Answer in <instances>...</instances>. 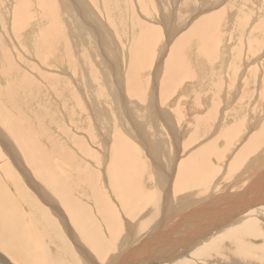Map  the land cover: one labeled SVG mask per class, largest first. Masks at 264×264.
Here are the masks:
<instances>
[{
  "label": "rangeland",
  "instance_id": "rangeland-1",
  "mask_svg": "<svg viewBox=\"0 0 264 264\" xmlns=\"http://www.w3.org/2000/svg\"><path fill=\"white\" fill-rule=\"evenodd\" d=\"M53 1L51 2V4L53 6L55 5L54 8H53V6H49L48 3H44V1H42V0H30L29 5H26V7H25L26 10L21 9V10H25L26 12L22 11V14L19 15V10L17 11V15H19L20 18L22 17V19L18 18V20L14 15V13H15L14 11H15L16 7L13 6L12 7V12H13L12 19H9L11 17V14L9 12L7 13V16H9L8 20L12 21V23L10 24L6 21L5 14L7 12V9H9L12 5L11 1L0 0V70L4 71V72L0 71V78H1L0 84L2 83L0 85V89H2V90H0V91L1 92L4 91L2 94L0 92V97H2V98H0V103L2 102L6 106H10V107L12 106L13 107V108L12 107L11 108L13 110H15V112L10 113V114H11V117H13L15 119V121H17V122H15L14 119L9 120L8 116L6 117V120H4V119L2 120L0 118V189H1L0 192L2 194H4V195H0V264H50V263L51 264H95L96 262H98V264H109V263L114 264L115 261H117L118 259L113 260L115 258V255L110 250H108V246L104 247L103 245L100 244L99 246L96 247L98 251L99 250L104 251L105 248L107 249L105 254L108 253L109 255L107 256L106 260H103L102 258L97 256L98 254H96L95 248H92L90 250L87 248L86 250H83L82 253H77V251H79V249H77L78 245H76V244L73 245L74 242H76V240L79 238L78 239L79 245L81 247H83L82 239H80L81 237H80L79 233L77 232L75 225L73 224L75 222V220L81 221V220H85V219L87 220L90 218L92 221V218H95V219L98 218L97 213H96L97 208L93 207V205H92L93 202L96 203V201L99 199V200H101L102 204L105 205L104 208L107 211H109L108 213L110 215L111 214H121L122 215V216L119 215L120 219H121L120 220L121 224H119V225H121V228L114 229V231H116L117 233H120L119 235L121 237V238L117 237L118 238L117 241L113 237L114 238L113 241H116L115 245L123 244L122 241H125L124 237L125 236L128 237V234H127L128 230L131 233L133 232L132 244H135V243L137 244V243L144 242L146 240L145 238H147L146 236L150 233V231L156 225L158 215H156V212L153 214L150 211H151V207H153V204L154 203L157 204V196L158 195H161V200H162L163 191H162V188L159 186H163L166 183L168 184V186L166 185V187H168V191H169L170 196L169 195L168 196L164 195V196L166 197L165 202L168 201L169 199L170 200L168 202L164 203L165 207L168 203H174L175 200L179 198V200H176V202L173 204V207L175 209L183 211L186 209V207L187 208H189L190 206L192 207L193 203L195 205V202L200 204L201 202L198 200L202 197H203V199L206 197L205 201H207V199H208V201L210 200V202L208 204L212 205V207H213L212 209H214V207L217 206V204H220L221 207H226V205L228 203L227 204L225 203L226 202L225 199L232 197V196H238L237 194L236 195H233V194L236 193L237 191L241 192L240 187L242 186V188H244L246 186V183L247 184L249 182L251 183V181H253V180L250 181L251 177L255 178L257 176V174L260 173V171H262L261 169H256L255 167L261 168V165L259 164L260 162H258L259 159H261V158H259L258 156H260L262 154V159L264 160V148H263L264 143L263 144L260 143V141L261 142L264 141L263 140L264 136L262 138H260V140L258 139V141L257 140L255 141L256 143L258 142L261 144V146H259V148L257 147L258 149L261 148V150H259L258 153L255 152V150L257 149V148H255V150H253L254 151L253 154H252V150H250V152L248 151V152H245V154L243 153V155H239L240 160H238L237 164L234 167H232V166L230 167V165H228V163L230 164V162H231L232 158L235 156L236 152L238 153L239 151H241V148L248 143L247 140L249 138L248 137L249 135H245V134H247L248 131L253 132L254 131L253 128H255L257 130V128L259 126L258 122L264 116V115H261V114H263V112H261V111L264 108V24H263L264 23V0H259L260 1L259 4L255 0H251L248 3H246V2L243 3L242 0H217L218 4H216V6H215L216 8L214 7L215 9H217V8L219 9L222 6L221 10H223V9H224V11L228 10L229 12H231V14H234V15H235V10H236V16L237 17H236V22L234 25L236 30H235V28L233 30L231 28L229 30V33H228L229 35H223V39H222V34L224 33V29H225V25H226V23L223 21V16H222L219 19V26L221 27L222 30L219 31L218 30L219 27L217 25L218 28L216 27L217 29H215L213 31V33L208 34V36H212L213 43L217 47V49L215 48V46H212V48L215 51H217L218 53L219 52L223 53L225 51V47H224L225 40H226V43H233V45L231 46V48H232L231 60L233 59V55L236 58L234 60H232L231 63L236 64L237 70H235L236 68H234V70L230 71L229 67H227V65H224V63H227V60L229 57H227V56L222 57L221 56L222 54L219 53V54H221L219 56V58L213 57L212 60L213 61L215 59L216 60H215V62H211V60H208L206 57V51L205 52L204 51L198 52L197 48L193 47L191 49L190 53H192V51L196 52V55H195L196 61H194V63L200 69L203 70V72L200 70H197L195 75L200 80L202 79L203 76L206 77L208 83L206 84V87H203L204 83L201 82V86L198 87V90L197 89L192 90V92H194V93L186 92L187 93L186 97H185L184 93H182V92L180 93V91H183L181 89V87L188 80L190 81V83L191 82L193 83V81L195 79L194 78L188 79V77H186L182 73H175L172 76H170L171 72L168 70V68L166 69L165 63L166 62L168 63V60L171 56L170 53H172V51H173L175 56L183 55L182 54L183 51H179V49H181V48L179 47V43H177V41H178L177 39H178L179 35L188 31L189 27L191 25H193V23L200 16H202V14L203 15L212 14V12H209V11H213L214 8L211 9V7L210 8L208 7L209 4H207V2H210L209 0H186L187 2L185 1V3L187 5L184 4V6H182L183 0H173V1L171 0V1H169V3L167 0H162V2H161V0H153L154 1L153 5H151V3H153V1L143 0V4L145 5V9L147 10V8H148L150 13L152 14L151 17L149 15H146L147 17H145V18L147 19V21L144 18L145 22H144V20L142 21V18H143L142 14H141L142 8L140 7L139 8L140 11H139L138 7L136 6L137 5L136 2L139 5L138 0H132L133 4L131 3V0L130 1L127 0L128 2L126 0H124V3H123V0H118V3L120 5L121 4L123 5V6L119 5L118 12L120 14V17L118 15V12L114 13L115 16H114V14L111 15L112 16L111 19H113L115 17L116 18L118 17V19H119L118 21L116 20L117 22L115 23L116 27L118 28L117 34L114 33V30H112L113 28H112L111 24L109 22H107L105 19H103L104 14L102 12L103 11L102 7L100 8V11H98L99 13L98 12L97 13H98V15L102 14L100 17L103 20H105L104 21L105 27H106V28H104L105 31H103L102 25L99 24L100 28H99V26H97L98 22H94L95 21L94 18L90 19L88 17L84 7L82 6L83 0H62V1L61 0H53ZM85 1L88 4L92 3V0H85ZM107 1H110V2L107 3ZM163 1H165V2L167 1L166 2L167 4ZM188 2L190 3L189 5H188ZM41 3L45 4V5L41 6ZM95 3H93V4H95ZM254 3H255V5H254ZM36 4H39L40 6H38ZM93 4H91L92 7H94ZM108 4H111V0H105V2L103 3V6L108 7L109 6ZM197 4L201 5V6H198V9H197ZM134 6H135V9H133ZM152 6H154V7L152 8ZM206 6L208 9L206 8ZM121 7H124V8H121ZM136 7H137V9H136ZM168 7H169V9H168ZM30 8H32V9H30ZM37 9H39V11ZM123 9H124L125 13L123 12L124 14H122L123 15L122 16L121 13H122ZM153 9H155V12H156L155 14L152 13ZM191 9H192V11H191ZM34 10H36L37 12ZM197 10H199V12H200L199 14H198ZM161 11H163V12L161 13ZM166 11H168L169 17H167ZM201 11H202V13H201ZM50 12H52V13H50ZM69 12H70V14H69ZM192 12H195V13H192ZM73 13H74V15H73ZM139 13L141 16H139ZM223 13L224 12L222 11V15H223ZM163 14H165V15H163ZM51 15H53L54 18ZM77 15H79V17ZM155 15L157 17H155ZM174 15H175V17H174ZM189 15H190V18H189ZM196 15H198V16H196ZM73 16L75 19H73ZM82 16H84L85 18L87 17V19H89V24L91 22H93L94 26H95V24L97 23L96 24L97 29H99V30L102 29L100 31L98 30V34L100 33L101 35L99 34L97 37L95 32H93V31H95L94 27L89 28L87 25L85 26V24L82 21V19H83ZM67 17H68V19H66ZM134 17H136L138 20H139V18L141 19V20H139V22H137L138 23L137 25H136V23H134L135 22ZM148 17L150 19H148ZM35 18L38 20V23H34L36 20ZM39 18H41V19H39ZM78 18H80V19H78ZM155 18L160 19L158 22V24L160 26H158V24H156L157 22L155 21ZM168 18H169V20L166 21ZM237 18L240 20H237ZM23 19H25V20H23ZM162 19L163 20L166 19V20L161 21ZM251 19H252L253 23H251ZM20 20H22V22ZM75 20H77V24H79L81 29L79 28V26L77 24H75V22H76ZM122 20H123V22H122ZM132 21H133V23H132ZM225 21H226V18H225ZM239 21L240 22L243 21L242 24ZM258 21H259V23H258ZM30 22H32V23H30ZM118 22L120 23V25H118L119 24ZM147 22H149V23H147ZM164 22H166V23H164ZM185 23H186V25H185ZM249 23H250V25H248ZM9 24H10V26H9ZM27 24H29V25H27ZM55 24L57 26H55ZM139 24H144L147 26L149 25L150 27H152L150 25V24H152L153 26L158 27L160 29L161 33L158 31H157V33H155L156 38L153 37L154 39L152 41H154V42H151V44L143 43L142 41L139 43H136L137 38H135V37H138V35L141 33L140 31L142 30L141 26L137 27ZM161 24H162V26H161ZM229 24H231V23H229ZM229 24H227V26ZM239 24H240V26H239ZM34 25H36V27ZM131 26H134L135 28H133ZM107 27H109V28H107ZM156 27H153V28H156ZM160 27H162V29ZM238 27L239 28L241 27L242 29L241 28L238 29ZM176 28H177V30H176ZM31 29H33L32 32H31ZM245 29H247L246 32L247 31H248V33L251 32V34H247V37L250 38V40H251L249 43H251L253 45V50H252L253 53H251L252 51L248 52V55L246 53H245L246 55L243 54L246 50H248V48L246 49L247 45L244 42L246 39V36H245V34H243V32ZM216 30L218 31L217 33H216ZM47 31L50 32L49 35L47 34L48 33ZM83 31H85L86 33L82 34L81 32H83ZM108 31H111L114 34V36L109 37L110 32H108ZM173 31H175V32H173ZM234 31H235V33H233ZM51 32H52V34H51ZM155 32H156V30H155ZM170 33H172V34H170ZM105 34H106V36H105ZM158 34H160V35H158ZM230 34H231V36H230ZM102 35L105 36L107 39L105 37H104L105 39H103ZM121 35H122V37H121ZM101 36H102V38H101ZM99 38H100L101 44L98 42ZM111 38L113 39V42L110 43L109 40L112 41ZM134 40H135V42H134ZM242 40H244V41L242 42ZM260 40L262 41V44H259V43H261V42H259ZM44 41H48V42L44 43ZM49 41H51V42H49ZM136 45H137V47H136ZM163 45H165L164 46L165 50L163 49ZM175 45L177 46V49H176ZM110 47H111V49H110ZM52 48H58L56 51H54L55 54L51 53ZM132 49H133V51H132ZM169 49H172V50L169 51ZM161 50H163V51H161ZM113 51H114V53H113ZM129 52H131V53L129 54ZM262 52H263V54H261ZM232 53H234V54H232ZM66 55H67V57H65ZM251 55H253V56H251ZM41 56H43V58H45V60H43L44 63L47 62L51 65L50 66L49 64H46V66H48L49 68L53 67V70H55V71L50 72V71H48L47 68H45L44 65H42V59H41L42 57ZM68 56H70V57H68ZM119 57H120L121 62H119L120 60H118ZM166 57L167 58L169 57V58L167 59ZM254 57H256V58H254ZM149 58H151V60L149 61L150 63L148 62ZM160 58H162V59L160 60ZM165 58L167 60L164 61ZM60 60H62L63 62H66V63L68 62V66H70L69 62L75 61V64L73 65L75 68L72 67V70H70V73H69V71H68L67 75H64L62 73V76H64L63 79L65 80L64 84H63V82H62V84H63V86L65 85L64 88L67 89V92L64 90L65 93H64L63 89L61 91H58L57 87L55 88V85L53 87L51 84V83H54L53 82L54 78L51 76V73L53 75V73H55V74L57 73L56 70H58V71L62 70V69H60L62 67L59 66ZM184 60H185V65H187V63L192 65V66L194 65L190 59V56H188V54H184ZM244 60L246 61L245 66L242 65ZM181 61H183V60H181ZM241 61H242V63H241ZM122 62H123V64H122ZM139 62H141L143 64H140ZM147 63H149V64H147ZM160 63L162 66L160 65ZM214 63L219 64V68H220L219 72H218V68H217L218 66L214 65ZM100 64H101V66H100ZM64 65H65V63H64ZM103 65H105V66H103ZM223 65H224V68L222 67ZM102 66H103V69H102ZM129 66H134L133 67V68H135V70H133L134 73H133V71L131 72V69L129 68ZM163 66H165V67H163ZM187 66H189V65H187ZM54 67L56 69H54ZM63 67H66V66H63ZM94 67H95V70H93ZM115 67H117V68H115ZM156 67H157V69H156ZM118 68H120V71L122 72L121 76H120V71L118 73L116 70ZM127 69H130L131 75H129L127 73ZM102 70H103V72H102ZM122 70L124 71V75L127 73L129 75V77L130 76H132V77L126 78L127 75L122 76L123 75ZM239 70H243V71L240 72ZM72 71H73V73H72ZM109 71L112 73L110 75L111 76L113 75L111 78L112 80L110 79L111 76L109 75V73H110ZM181 72H184V71H181ZM4 73H5V76L2 77V75H4ZM59 73H60V71H59ZM78 74H79V76H78ZM104 74H105V76H104ZM116 74L119 75L121 78L118 76L116 78V76H115ZM177 74H179V75H177ZM70 76H72V79L74 78L72 83H71V81H69L71 79ZM5 77H7V80ZM245 77H247V79H244ZM27 78H29V79L27 80ZM49 78H50V80H49ZM103 78L108 79V80L106 81ZM118 78H120V80L123 78L122 79L123 81L121 82ZM148 78H149L150 82L148 81ZM183 78H185V80ZM231 78H233V81H231ZM128 79L129 80L133 79L132 80L133 82L135 80V83L136 84L138 83V85L141 86L140 91H142V93H144L146 95L145 99H143L144 94L142 95V97L129 95L130 92H128L126 90V87H125L126 86L125 82H128ZM154 79H155V81H154ZM182 79H183V83H182ZM47 80L51 81V83L49 84V82ZM170 80L173 82V84ZM98 81H100V82H98ZM110 81H111V83H110ZM169 81L171 83H169ZM65 82L67 85L65 84ZM107 83H108V85L106 86L105 84H107ZM116 83H118V84H116ZM150 83H152V85ZM190 83H188L187 85H190ZM168 84H170V85H168ZM176 84H178V85H176ZM173 85H175V86H173ZM118 86H120L121 88H118ZM3 87H4V89H3ZM236 87H239V88L244 87V88H242V90H244V91L241 95H237ZM149 88H150V90L153 91L154 97L156 99L152 100L153 94H151V93L150 94H151L152 98L151 99L149 98L150 97ZM213 88H214L215 92L212 91ZM118 89L120 92L118 91ZM209 89H211V91ZM59 90H60V88H59ZM216 90H217V92H216ZM117 91L119 92V94H117V93L115 94V92H117ZM144 91H146V93ZM59 92H61V97H58ZM62 92H63V94H62ZM126 93L128 94V96L132 97L131 98L132 100L130 99V97H126L127 96ZM202 93H204V94H202ZM207 93L209 95H211V97L209 98V99H212V100H210V102L212 101L211 103L209 102L208 104L203 105L201 108V111H199V110L194 111V109H190V105L191 106L196 105V106L200 107V105H202V102H203L202 99L205 95H207ZM55 94H56V96H55ZM26 96H28V98ZM120 96H123V97H120ZM124 97H126V98H124ZM140 98H142V99H140ZM233 98H234V100H233ZM114 99H115V101H114ZM239 100H243V101L239 102L240 105L237 103ZM7 101L9 103H7ZM17 101L20 102V104ZM67 101H70V102H67ZM116 101L117 102L121 101V102H120V104L118 103L119 105H117ZM136 101H138V102H136ZM147 101L150 103H148ZM65 102H66V104H65ZM132 102H134L136 104H134ZM164 102L167 104L169 103V104L167 105ZM186 102H188L189 104ZM146 103H148L150 106H148ZM153 103H155V104H153ZM212 103H215V105H213ZM234 103H236V104H234ZM157 104H158V106H157ZM211 104H212V107H209ZM243 104H245V106L247 108H245L243 106ZM246 104H248V106ZM4 105L3 106L0 105V106L2 107V109L4 111L6 110V111L10 112L8 109L9 107H6ZM93 105L95 107H97L99 109H103L105 111V112L102 111L103 112V113L101 112L102 114L98 112L100 118H98V114L95 113L96 111H95ZM120 105H121L122 109H121ZM133 105L135 106L134 108H136V107H138V108H136V109L132 108ZM144 105L146 107L147 106L149 107L150 112L152 109L158 108V107L159 108H168V110L171 109V112H173L177 109V111H175V112H178V114H175V115H176V117H179L178 119H180V120H178V122L173 121L172 122V124L174 125L173 126V125H171V123H169V121L167 119H165V118L161 119L160 117L158 118V116H157L158 112L156 109H155L156 111L152 110L151 113L153 115V112H155L154 113V114H156L155 118L156 119L158 118V120H155V118L152 120H149L146 116L147 113H145L148 110ZM103 106L107 107V108L104 107L106 110L103 108ZM112 106H114L115 109H117V111L114 110V108ZM205 106H206V108H205ZM26 107L30 111L27 110ZM90 107L91 108L93 107L94 111H92L90 109ZM118 107L120 110L118 109ZM255 107H257V109L259 110V112H261V114H259L258 111L255 110L256 109ZM233 108L235 109V111L233 110ZM251 108H254V109L251 110ZM108 109H109V111H108ZM132 109L137 110L140 113H138L137 111L134 112ZM139 109H141L143 111H141V110L139 111ZM145 109H146V111H145ZM209 110H211L210 111L211 116H214L211 118V119H213L212 120L213 122L215 121L212 125H211L212 121H210V120L207 121V119H209L211 116L205 120H201V119H203L201 117L204 116V114ZM231 110H233V111H231ZM26 111L28 112L27 116H26L27 113H25ZM114 111H115V113H117V114L119 113V114L118 115L114 114ZM29 112H31V114ZM120 112H122V113H120ZM133 112H134V114H133ZM186 112H188V113H186ZM194 112H196V113H194ZM224 112H228L229 114L226 115L227 118H225L224 124L221 126V128L223 130L224 129L227 130V128L229 129L230 127H232V124L236 125V127H238V128L234 131L231 130L232 128H230L229 129L230 131H228V132H226V130H224V131L220 130V131L215 132L214 129H215L216 121L218 118H220V119L223 118L222 115L224 114ZM247 112H249V113H247ZM21 113L23 115L24 114L25 115L23 116ZM94 113H95V115H94ZM136 113H138L139 117ZM251 114L252 115L259 114V115L256 116L252 120V121L255 120L256 123L252 124V123H250V120H248L250 126L247 127V125H246V127L248 128V129H246V127H244L245 124L248 122L247 121L248 118L246 115H251ZM105 115H106V117H105ZM142 115H145L147 119L145 118V116H142ZM175 115H174V117H175ZM240 116H241V118H240ZM26 117H31V118L29 120ZM91 117H93V118H91ZM96 117L98 119H101V120H98L99 122L96 121L97 120ZM121 117H122L121 123L123 121L125 124L124 123L119 124L118 119H120ZM142 117H144V118H142ZM108 118H109V120L112 119L113 121L112 120H111L112 122H110L109 120L106 121V119H108ZM140 118L142 119L141 121L143 124L141 123V121H139ZM242 120H243V122H242ZM126 121H128L130 124ZM20 122L22 125L20 124ZM96 122H98V123H96ZM160 122L162 125L161 127L159 126ZM221 122H222V120H221ZM221 122H219V123H221ZM8 123H9V125H8ZM34 123H36V124H34ZM155 123H159V124H157L159 127L156 126ZM195 123H197V124H195ZM198 123H199V125H198ZM202 124H203V126H202ZM114 125L117 127H115ZM130 125H133V127L132 126L129 127L130 129H133V131H134L133 134H132V130H129V131H131L130 133L127 130V129H129L128 126H130ZM147 125H148V128H146ZM168 125H170V126L168 127ZM181 125H184V127ZM237 125H240L241 127H244V128L241 129V127L237 126ZM35 126H36V129H39V130L35 131ZM100 126L102 129L100 128ZM165 126H167V127H165ZM135 127H136V129H135ZM155 127H156V130L154 129ZM180 127H181V129H180ZM20 128H22V129H20ZM25 128H26V130H25ZM157 128H158V130H157ZM171 128H172V130H171ZM198 128H199V130H198ZM11 129H13V130L11 131ZM120 129H122L123 131L121 130L122 131L121 132ZM168 129H169V131H168ZM251 129H253V131ZM104 130H108V131H105V134H107L108 132L109 133L112 132V134H110V136H108L109 138L111 136H116V138L120 142H123L125 140H126V142L128 141L125 144L126 147L128 146V148H125L123 151H120L119 154L115 153L113 156L112 155L113 151H112V146H111L112 141H111V138L108 139V137H107V141H108L107 143H108L109 147L106 150H104L101 147V141L99 138L105 139V136H104V134H101L100 137L98 136V134L100 132L102 133V131H104ZM111 130H113V131H111ZM141 130L144 131L143 134H142L143 131H141ZM216 130H217V128H216ZM13 131H15V132H13ZM167 131L169 132V136H167L168 135ZM31 132L34 135L31 134ZM38 132H39V134H38ZM126 133H128L130 135H128ZM147 133H148V136H147ZM179 133H182V134H179ZM215 133H217V135ZM234 133H236V134H234ZM82 134H84V136ZM214 134L216 135V137L217 136H219V137L217 138L216 142L214 140L211 143V146L213 147L212 148L213 151L212 152L205 151V153H204L203 152L204 149H206V147L207 148L209 147V146H206V143L209 144L211 142L209 140V138L211 137L210 135H214ZM2 135H4V137ZM29 135L30 136L32 135L31 136L32 138ZM39 135H41V136H39ZM143 135H145V136L143 137ZM206 135L209 137H206ZM230 135H232V136H230ZM241 135L242 136L245 135L248 138L242 137ZM16 136H20L19 142L16 139ZM77 136H78V138H77ZM40 137H41V139H40ZM122 137H123V139H122ZM148 137H150V138H148ZM65 138L67 141H68V139L69 140L73 139L72 144L74 147L68 145L66 143ZM85 138H86V140H85ZM126 138H129V140ZM34 139H36L38 141L36 142V140H34ZM52 139H53V141H52ZM132 139H134V140H132ZM159 139L161 142L159 141ZM165 139H166V141H165ZM4 140L6 141V143ZM24 140L27 143V146H26V143H25V145H23ZM28 140H30V141H28ZM173 140L176 141V143ZM180 140H184V141L181 142ZM27 141L29 143H31L30 146H29V143ZM79 141H82L83 143L79 142ZM137 141L139 143L141 141L142 145H141V143L138 144ZM185 141H186V143H184ZM34 142H36L37 144ZM130 142H131V145H129ZM167 142H169V143H167ZM171 142L172 143L174 142V143L172 144ZM245 142H247V143H245ZM255 142L252 141L251 143H255ZM7 143H9V146ZM79 143L81 146L77 145ZM147 143H149L150 145ZM151 143L154 144V147H157V146L160 147L161 150H160L159 155L157 154V152H155L154 148L151 147L152 146ZM165 143L167 146L165 145ZM170 143L172 144V146L170 145ZM215 143H217V144L215 145ZM178 144L180 145V147L178 146ZM182 145H183V148H182ZM187 145H189V146H187ZM33 146H34V148H33ZM38 146L42 147V149H43L42 154L46 158V159H44L45 161L43 164H46L48 161L47 166L43 170V172L40 171L41 169L37 170V168H36L38 165V162H37V159H38L37 148H38ZM176 146H177L178 151H175ZM185 146H187L186 147L187 150L185 149ZM11 147H12V150H10ZM148 147H149V149H148ZM166 147H168L169 150L166 149ZM171 147L175 148V150L173 148L171 149ZM13 148L15 150H13ZM164 148H165V150H164ZM170 149H171V151H170ZM167 150L169 151L168 154H167ZM189 150L194 151V157H195V158H193V157L190 158L194 161V162H190V164L199 165L198 171H197L198 174L195 178L200 177L199 178L200 181L198 179L196 180V182L189 181L188 179L183 177L184 176L183 174H180L182 171L181 164L183 165V163H185L186 160H188V155L190 156L193 153V152L192 153L188 152ZM13 151H14V153H13ZM153 151H154V153H153ZM199 151L201 153V157L196 158V153H199ZM47 152H50V153H47ZM171 152L174 155L171 154ZM177 152L180 154L178 155ZM181 152L182 153L184 152V154H182ZM16 153H17V155L15 156ZM122 153H124L126 156L123 155ZM169 153H170V155H169ZM175 154H177L178 156ZM206 154H209V156L204 157V155H206ZM216 154H218V155H216ZM57 155L59 157H56ZM103 155H106V156H103ZM145 155H146V157H145ZM211 155H212V157H211ZM247 155H249V156H247ZM17 156L18 157L20 156L21 159L20 158L18 159ZM153 156L155 157V159ZM214 156H216V157H214ZM63 157H65L67 159H65ZM115 157H121V160L120 159L118 160L119 163L118 162H114V163L112 162L111 159H113V161H115ZM122 157L125 158L126 160L122 159ZM217 157H219V158L217 159ZM14 158L16 161L13 162L12 159H14ZM104 158H106V159H104ZM147 158H149V159H147ZM50 159H51V161H49ZM54 159H56L57 161ZM170 159H173V160L171 162H169ZM198 159H200V160H198ZM242 159H246V160L241 162ZM255 159L257 161H255ZM177 160H178V162H177ZM6 161H8L10 163V166L12 165L11 166L12 168L5 164V163H7ZM53 161H54V163H53ZM59 161H61V162H59ZM65 161H67L66 166L64 164ZM200 161H202V162L200 163ZM205 161H207V163H210L212 170H210V169L202 170L201 169V167L203 168L202 165H203V162L205 163ZM15 162H16V164H15ZM3 163L9 168H6ZM155 163H156V165H155ZM171 163H173L174 165L173 164L171 165ZM256 163H258V164L256 165ZM190 164H187V165L190 166ZM68 165H69V167H67ZM150 165H153V166H150ZM239 165H240V168L242 169V172L243 171L244 172L243 173L241 172V173L236 175L234 173H236V169H238L237 167ZM252 165H254V168ZM258 165H260V166H258ZM59 166H61V167H59ZM263 166H264V164L262 165V167ZM153 167L155 168V170ZM163 167H165L167 169H165ZM177 167H179V168L177 169ZM243 167H244V169H243ZM206 168H207V166H206ZM156 170H158V171H156ZM176 170L177 171L179 170V172H177ZM250 170H254V171L251 172ZM163 171L167 172V173H164ZM169 172H170V175H169ZM254 172H255V174H254ZM166 174H167V176H166ZM30 175H32V176H30ZM58 175H61V177H62V179L59 183H57ZM234 175H236V176L234 177ZM175 176H177V177H175ZM32 178H33V180H32ZM178 178H180V179L184 178L186 181L184 179L179 180ZM243 179H245V180H243ZM120 180H121V182H120ZM159 180H162V182H164L165 184L161 185L159 183ZM180 181L181 182L185 181V182H183L184 183L183 184ZM118 183H120V184H118ZM158 184H159V186H158ZM208 184H209V186H208ZM239 184H241V185H239ZM188 185H190V186H188ZM200 187H202V189ZM220 188H222V189H220ZM58 189H60L59 192H58ZM183 189H184V191H183ZM190 189H192V190L190 191ZM165 190H167V188H165ZM202 190L205 192H203ZM221 190H222V192H221ZM249 190L251 191V189H249ZM121 192H122V194H121ZM171 192H173V193H171ZM200 192H202V193H200ZM102 193H103V195H102ZM118 193L121 196L120 200H118L116 198L118 196ZM125 193L126 194L128 193V194L126 195ZM213 193H215V195H213ZM229 193L231 196H228ZM172 194L174 197L172 196ZM209 194H212V195H210L211 199L209 197ZM29 195H31V196H29ZM41 195H43L45 201L40 199ZM69 195H72V197H74L72 209L67 205V202H66V199H68ZM247 195H250V194H247ZM65 196H67V198L63 199ZM88 196H90L93 200L91 201L90 199H88L89 198ZM100 196H102V197H100ZM124 196H125V198H124L125 200L122 198ZM7 197H8V199H7ZM126 198H128V199H126ZM129 199H131V203H130ZM182 199L184 200V202ZM25 200H26V203H25ZM34 200H36V201L33 202ZM123 200L126 202L125 204L127 205V206L125 205V207H123V204H121L122 207L120 206V203ZM127 200L129 202H127ZM193 201H195V202H193ZM30 203L31 204L33 203V204L31 205ZM35 203L38 204L36 209H35V206H36ZM89 203H91V204H89ZM108 203H110V205ZM28 204H29V208H28ZM57 204H59L60 207L66 206L68 208V212H70V214L74 216L73 217V223H72L71 217L69 215H66V213H67L66 210L64 208H60L59 205H57ZM106 204H108L109 206L108 205L106 206ZM22 205H23V207H22ZM33 205H35V206L33 207ZM52 205H53V208L55 207L54 208V212H55L54 216H56L57 219L60 218L59 222H60V225L62 227L61 228L62 230L60 229L59 233L61 235L59 233H56L57 231L55 230L54 217H53V213H52ZM182 205H184L183 206L184 209L181 207ZM30 206H32V207L30 208ZM176 206H177V208H176ZM25 207H26V209H25ZM56 207H59L61 212L60 211L58 212ZM111 208L116 213H114V211ZM123 209H126V211H123ZM32 211H34V212L32 213ZM129 213H132L130 215V217H129ZM173 213L172 214L170 213V217L173 215L176 216L175 215L176 213L175 212H173ZM28 215H29V217H28ZM31 215H33V216H31ZM166 217H168L167 214H166ZM248 217L249 216L247 215V213H243L241 216H239L236 219V221L238 224L241 223L239 225H242V224H245V220ZM77 218H79V219H77ZM82 218H85V219H82ZM169 218L166 219L169 223L170 222L175 223V221H174L175 219L173 217H171V218H173V221L171 218L170 219ZM262 218H263V216L261 217V219ZM69 219H71V221ZM128 219L132 221L131 224H128L129 223ZM258 219L259 218H257V220ZM25 220H26V223H25ZM43 220L45 223L43 222ZM126 222H127V225H126L127 228H124L125 227L124 224H126ZM24 223H25L26 228L25 227L23 228ZM143 223H144V225H143ZM55 224H56V226L59 225V224H57L56 221H55ZM99 225H100L103 232L102 231H101V233L99 232L98 236L101 237V235L103 234L104 236H102V237L105 238V234L108 231L103 230L104 227H103L101 220H99ZM128 226H130V228H128ZM261 226H262V229L264 230V221H263V225H261ZM43 227L46 228L47 231H45ZM231 227H233V226H228V227H225L224 229L230 230ZM209 228H210V226L207 229H209ZM64 229H66V230L64 231ZM42 230L44 232H42ZM48 230L51 231L52 235L50 234V232ZM72 230H73V233L75 235L74 241H72L73 237L70 236L71 235L70 233L72 232ZM36 231H38V232H36ZM46 232H49V233H46ZM33 233L34 234L36 233L35 234L36 237H34ZM122 234H124L125 236L123 237ZM37 235H39V236H37ZM43 235L45 238L41 237ZM210 236L212 237L213 235H209L207 237V239L202 240L201 244L199 243V245H202V244L205 245L207 243V241L210 240L209 239V238H211ZM49 238H50V240L52 238L53 239L50 241ZM189 239H190V236H188V238H187L188 242H189ZM61 240L69 241L74 246V248H76L77 251L75 252V254H76L75 257L77 259H74L73 261L68 260L70 262L69 263L67 261L58 260V258L61 257V256H58L53 261L52 251L58 250V249H59V251L62 250V247L60 246ZM259 241L260 240H258L257 242H259ZM138 245H136V246H138ZM199 245H197L195 247L191 246L190 248L192 251H194V249L196 247H198ZM192 251H190L188 254H191ZM182 254L183 253H178V256H177V253L174 254V256L172 255L173 258L172 257L169 258V260H166L165 263L166 264H172V262H174V261L176 262L177 259L179 260L180 258H183ZM184 258L190 260L191 257L187 255V257H184ZM208 258H210V257H202L201 259L200 258H191V259L193 260V262L195 264H210V261H214L215 264H233V263L227 262V260L218 259L217 260L218 262H217L214 258H212V260H209ZM171 260H172V262H171Z\"/></svg>",
  "mask_w": 264,
  "mask_h": 264
},
{
  "label": "bare ground",
  "instance_id": "bare-ground-1",
  "mask_svg": "<svg viewBox=\"0 0 264 264\" xmlns=\"http://www.w3.org/2000/svg\"><path fill=\"white\" fill-rule=\"evenodd\" d=\"M2 1H11V7L9 8V9H7V12H6V14H5V17H6V21L8 22V23H12V21L11 20H8V18H9V16H7V13L9 12L10 14H11V17L9 18V19H12V17H13V12H12V7L14 6V7H16L15 8V13H14V15H15V17L17 18V20H18V18H20V16L19 15H21L22 14V11H25L26 9H25V7H26V5H29V3H30V0H2ZM17 1V2H16ZM42 1H44V3H48V5L49 6H53L52 4H51V2L53 1H51V0H42ZM62 1V0H61ZM127 1V0H126ZM128 1H130V0H128ZM127 1V2H128ZM151 1H153V0H151ZM168 1V3H169V1H171V0H167ZM166 1V2H167ZM173 1V0H172ZM185 1L186 0H183L182 1V6H184V4H186L185 3ZM210 2H207V4H209V8L211 7V9H213L215 6H216V4H218L217 3V0H209ZM251 0H242V2L244 3V2H246V3H248V2H250ZM258 4L260 3V1L259 0H255ZM39 2V1H38ZM54 2V1H53ZM96 2V3H95ZM105 2V0H92V3H87L85 0H83L82 1V6L84 7V9H85V11H86V13H87V15H88V17L90 18V19H92V18H94V22H98V25L97 26H99V24L100 25H102V27H103V31H105L104 30V28H106L105 27V23H104V21L106 20L107 22H109L110 24H111V26H112V30H114V33H118V28L116 27V25H115V23L119 20L118 19V17L116 18H113V19H111V15H113L114 13H116V12H118V9H119V3H118V0H111V4H108L109 6L108 7H105V6H103V3ZM108 2H110V1H107V3ZM126 2V3H127ZM138 2H139V5H138V3L136 2V6L138 7V10L140 11V7L142 8V21L144 20V22H145V17H147L146 15H149L150 17L152 16V14L150 13V11H149V9L147 8V10L145 9V5L143 4V0H138ZM145 2V1H144ZM149 2V1H148ZM161 2H162V0H161ZM163 2H165V1H163ZM165 2V3H166ZM187 2V1H186ZM190 2V1H189ZM188 2V5L190 4ZM219 2V1H218ZM40 3V2H39ZM93 3H95V4H93ZM123 3H124V0H123ZM131 3H132V0H131ZM146 3V2H145ZM172 3V2H171ZM91 4H93V6L94 7H92V5ZM133 4V3H132ZM154 4V1H153V3H151V5H153ZM167 4V3H166ZM35 5V4H34ZM36 5H38V6H40L39 4H36ZM43 5H45V4H42L41 3V6H43ZM122 5V4H121ZM120 5V6H121ZM187 5V4H186ZM185 5V6H186ZM235 5V4H234ZM247 5V4H246ZM254 5H255V3H254ZM55 6V5H54ZM54 6H53V8H54ZM123 6V5H122ZM125 6V5H124ZM128 6V5H127ZM161 6V5H160ZM169 6V5H168ZM194 6V5H193ZM196 6V5H195ZM198 6H201L200 4L198 5L197 4V9H198ZM219 6V5H218ZM221 6V5H220ZM233 6V5H232ZM37 7V6H36ZM102 7V9H103V14H104V18L103 19H105V20H103L100 16L102 15H98V11H100V8ZM118 7V8H117ZM129 7V6H128ZM131 7V6H130ZM137 7H136V9H137ZM154 6H152V8H153ZM167 7V6H166ZM174 7V6H173ZM204 7V6H203ZM222 7V6H221ZM221 7L218 9H215L214 8V10L213 11H209V12H212V14H205V15H203L202 14V16H200L194 23H193V25H191L190 27H189V30L188 31H186V32H184V33H182V34H180L179 35V37H178V41H177V43H179V47L181 48V49H179V51H183L182 52V54L183 55H179V56H175L174 55V53H173V51H172V53H170L171 54V56H170V58H169V60H168V63L166 62L165 64H166V69L168 68V70L171 72V74H170V76H172L173 74H175V73H182V74H184L186 77H188V79H192V78H194L195 80V82L193 81V83L191 82L190 83V81L188 80L187 82L188 83H190V85H187L188 83L187 82H185L183 85H182V87H181V89L183 90V91H180V93L182 92V93H184L185 94V97L187 96L186 94V92H192V90H195V89H197L198 90V87L199 86H201V82L202 83H204V86L203 87H206V84L208 83L207 82V79H206V77H202V79L200 80L198 77H196V71L197 70H200V71H202L203 72V70L202 69H200L195 63H194V61H196V58H195V55H196V52L194 51H192V53H190V51H191V49L193 48V47H196L197 48V51L199 52H201V51H206V57H207V59L208 60H211V62H215V60L213 61L212 59H213V57H215V58H219V56L221 55L222 57H225V56H227V57H229L228 58V60H227V63H224V65H227V67H229V70L230 71H232V70H234V68H236V64L235 63H231V61L232 60H234L236 57L233 55V59L231 60V52H232V48H231V46L233 45V43H226V40H225V43H224V47H225V51L223 52V53H221V52H219V53H221V54H219L217 51H215L213 48H212V46H215L214 45V43H213V39H212V36H208V34H211V33H213V31L215 30V29H217L218 27H219V31L220 30H222L221 29V27L219 26V19H220V17H222L223 16V21L226 23V25H225V29H224V33L222 34V39H223V35H229L228 33H229V30L232 28V30L235 28L234 27V25H235V22H236V10H235V15L234 14H231V12H229L228 10H226V11H224V9L223 10H221ZM33 8V7H32ZM32 8H30V9H32ZM42 8V7H41ZM45 8V7H44ZM52 8V9H53ZM121 8H124V7H121ZM132 8V7H131ZM151 8V7H150ZM201 8V7H200ZM206 8H207V6H206ZM21 9H25V10H21ZM43 9V8H42ZM133 9H135V6H134V8ZM168 9H169V7H168ZM167 9V10H168ZM171 9V8H170ZM196 9V8H195ZM194 9V10H195ZM208 9V8H207ZM19 10V15H17V11ZM38 11H39V9H37ZM126 10V9H125ZM152 10V9H151ZM201 10V9H200ZM252 10V9H251ZM33 11V10H32ZM34 11H36V10H34ZM44 11V10H43ZM129 11V10H128ZM137 11V10H136ZM169 11V10H168ZM168 11H166L167 13V17H169L168 15ZM191 11H192V9H191ZM190 11V12H191ZM196 11V10H195ZM198 11V14L200 13L199 12V10H197ZM222 11L224 12L223 13V15H222ZM233 11V10H232ZM26 12V11H25ZM37 12V11H36ZM47 12V11H46ZM98 12V13H97ZM124 12V9H123V11H122V13H121V15L122 14H124L123 13ZM163 11H161V13H162ZM170 12V11H169ZM172 12V11H171ZM240 12V11H239ZM238 12V13H239ZM50 13H52V12H50ZM76 13V12H75ZM152 13H156L155 12V9H153V12ZM192 13H195V12H192ZM201 13H202V11H201ZM243 13V12H242ZM56 14V13H55ZM69 14H70V12H69ZM80 14V13H79ZM137 14V13H136ZM172 14V13H171ZM191 14V13H190ZM33 15V14H32ZM37 15V14H36ZM73 15H74V13H73ZM82 15V14H81ZM118 15H119V17H120V14H119V12H118ZM117 15V16H118ZM145 15V16H144ZM163 15H165V14H163ZM162 15V16H163ZM173 15V14H172ZM176 15V14H175ZM175 15H174V17H175ZM194 15V14H193ZM24 16V15H23ZM53 18H54V16L53 15H51ZM78 17H79V15H77ZM114 16H115V14H114ZM123 16V15H122ZM138 16V15H137ZM139 16H141L140 15V13H139ZM196 16H198V15H196ZM239 16V15H238ZM247 16V15H246ZM35 17V16H34ZM39 17V16H38ZM41 17V16H40ZM44 17V16H43ZM46 17V16H45ZM71 17V16H70ZM83 17V19H82V21H83V23L85 24V26L87 25L89 28H92V27H94V30L95 31H93V32H95V34H96V36L98 37V35L100 34H98V30L99 29H97V27H96V24H95V26H94V23L93 22H91L90 24H89V19H87V17L85 18L84 16H82ZM155 17H157L156 15H155ZM194 17V16H193ZM240 17V16H239ZM248 17V16H247ZM42 18V17H41ZM41 18H39V19H41ZM81 18V17H80ZM80 18H78V19H80ZM123 18V17H122ZM125 18V17H124ZM145 18V19H144ZM189 18H190V15H189ZM196 18V17H195ZM225 18H226V21H225ZM20 19H22V17L20 18ZM36 19V18H35ZM66 19H68V17L66 18ZM73 19H75L74 18V16H73ZM127 19V18H126ZM132 19V18H131ZM148 19H150L149 17H148ZM174 19V18H173ZM23 20H25V19H23ZM37 20V19H36ZM35 20V22L34 23H38V20L36 21ZM117 20V21H116ZM139 20H141L140 18H139ZM139 20L136 18V17H134V23H136V25L138 24L137 22H139ZM159 18L157 19V18H155V21L157 22L156 24H158V22H159ZM166 20V19H165ZM165 20H161V21H165ZM169 20V18L166 20V21H168ZM193 20V19H192ZM237 20H240V19H238L237 18ZM21 22H22V20H20ZM45 21V20H44ZM76 22H75V24H77V20H75ZM146 21H147V19H146ZM151 21V20H150ZM173 21V20H172ZM247 21V20H246ZM51 22V21H50ZM120 22V21H119ZM118 22V23H119ZM122 22H123V20H122ZM129 22V21H128ZM153 22V21H152ZM189 22V21H188ZM240 22V21H239ZM242 22L243 21H241L240 23L242 24ZM248 22V21H247ZM30 23H32V22H30ZM43 23V22H42ZM68 23V22H67ZM82 23V24H83ZM132 23H133V21H132ZM141 23V22H140ZM147 23H149V22H147ZM146 23V24H147ZM164 23H166V22H164ZM192 23V22H191ZM229 23H231V24H229ZM251 23H253V21H252V19H251ZM258 23H259V21H258ZM10 24H9V26H10ZM224 24V23H223ZM227 24H229L228 26H227ZM238 24V23H237ZM262 24V23H261ZM264 24V23H263ZM262 24V25H263ZM27 25H29V24H27ZM26 25V26H27ZM78 26H79V24H77ZM109 25V24H108ZM118 25H120V23L118 24ZM124 25V24H123ZM122 25V26H123ZM131 25V24H130ZM134 25V24H133ZM152 27H150L149 25L147 26V25H144V24H139L137 27H140L141 26V28H142V30L140 31L141 33L138 35V37H135V38H137V42L136 43H139V42H143V43H149V44H151V42H154V41H152L154 38L153 37H155V33H157V31L158 32H160L161 33V31H160V29L158 28V27H156V26H153L152 24H150ZM172 25V24H171ZM185 25H186V23H185ZM217 25H218V27H217ZM245 25V24H244ZM248 25H250V23L248 24ZM35 27H36V25H34ZM55 26H57L56 24H55ZM68 26V25H67ZM107 26V25H106ZM147 26V27H146ZM158 26H160L159 24H158ZM161 26H162V24H161ZM239 26H240V24H239ZM242 26V25H241ZM15 27V26H14ZM20 27V26H19ZM131 27H133V28H135L134 26H131ZM153 27H156V28H153ZM174 27V26H173ZM217 27V28H216ZM224 27V26H223ZM243 27V26H242ZM18 28V27H17ZM79 28L81 29V27L79 26ZM99 28H100V26H99ZM107 28H109V27H107ZM161 29H162V27H160ZM241 28V27H240ZM239 27H238V29H240ZM19 29V28H18ZM237 29V30H238ZM242 29V28H241ZM87 30V29H86ZM91 30V29H90ZM100 30H102V29H100ZM99 30V31H100ZM110 30V29H109ZM155 30H156V32H155ZM176 30H177V28H176ZM235 30H236V28H235ZM246 30L247 29H245L244 30V32H243V34H245V36H246V39H245V41L244 40H242V42L244 41L245 43H246V45H247V47H246V49L248 48V50H246L243 54L244 55H248V52H251L252 50H253V45L251 44V43H249L251 40H250V38H248L247 37V34H251V32H249L248 33V31L246 32ZM30 31V30H29ZM33 31V29H31V32ZM50 31V30H49ZM82 31V30H81ZM102 31V32H103ZM107 31V30H106ZM172 31V30H171ZM48 32V31H47ZM56 32V31H55ZM92 32V33H93ZM108 32H110V34H109V37H111V36H114V34L111 32V31H108ZM131 32V31H130ZM173 32H175V31H173ZM172 32V33H173ZM218 31L216 30V33H217ZM239 32V31H238ZM237 32V33H238ZM49 33L50 32H48L47 34L49 35ZM82 34H85L86 32L85 31H83V32H81ZM105 33V32H104ZM133 33V32H132ZM172 33H170V34H172ZM233 33H235V31L233 32ZM30 34V33H29ZM51 34H52V32H51ZM207 34V35H206ZM91 35V34H90ZM101 35V34H100ZM104 35V34H103ZM102 35V36H103ZM132 35V34H131ZM134 35V34H133ZM158 35H160V34H158ZM93 36V35H92ZM102 36H101V38H102ZM105 36H106V34H105ZM105 36H103V39H105L106 37ZM216 36V35H215ZM230 36H231V34H230ZM29 37V36H28ZM39 37V36H38ZM37 37V38H38ZM50 37V36H49ZM94 37V36H93ZM105 37V38H104ZM116 37V36H115ZM121 37H122V35H121ZM140 37V38H139ZM12 38V37H11ZM41 38V37H40ZM43 38V37H42ZM51 38V37H50ZM124 38V37H123ZM156 38V37H155ZM175 38V37H174ZM7 39V38H6ZM5 39V40H6ZM13 39V38H12ZM39 39V38H38ZM107 39V38H106ZM112 39V38H111ZM121 39V38H120ZM209 39V40H208ZM99 40V41H98ZM97 41L101 44V42H100V38L98 39ZM211 40V41H210ZM232 40V39H231ZM118 41V40H117ZM208 41V42H207ZM40 42V41H39ZM48 41H44V43H47ZM49 42H51V41H49ZM109 42L111 43V42H113V39H112V41H110L109 40ZM119 42V41H118ZM134 42H135V40H134ZM223 42V41H222ZM259 42H261V43H259V44H262V41L260 40ZM11 43V42H10ZM29 43V42H28ZM38 43V42H37ZM51 44V43H50ZM92 44V43H91ZM105 44V43H104ZM108 44V43H107ZM118 44V43H117ZM243 44V43H242ZM258 44V45H259ZM39 45V44H38ZM51 46V45H50ZM133 46V45H132ZM131 46V47H132ZM161 46V45H160ZM164 46L165 45H163V49H164ZM176 46V45H175ZM261 46V45H260ZM10 47V46H9ZM92 47V46H91ZM134 47V46H133ZM136 47H137V45H136ZM263 47V46H262ZM35 48V47H34ZM68 48V47H67ZM102 48V47H101ZM204 48V49H203ZM215 48L217 49V47L215 46ZM223 48V47H222ZM58 48H52V51H51V53H53V54H55L54 53V51H56ZM95 49V48H94ZM110 49H111V47H110ZM131 49V48H130ZM135 49V48H134ZM138 49V48H137ZM161 49V48H160ZM176 49H177V46H176ZM165 50V49H164ZM170 50H172V49H169V51ZM234 50V49H233ZM97 51V50H96ZM100 51V50H99ZM132 51H133V49H132ZM161 51H163V50H161ZM167 51V50H166ZM219 51V50H218ZM4 52V51H3ZM117 52V51H116ZM135 52V51H134ZM168 52V51H167ZM113 53H114V51H113ZM126 53V52H125ZM131 52H129V54H130ZM133 53V52H132ZM158 53V52H157ZM165 53V52H164ZM246 53V54H245ZM251 53H253V51L251 52ZM127 54V53H126ZM128 54V55H129ZM135 54V53H134ZM184 54H188V56H190V59H191V61L193 62V66L192 65H190V64H188L187 63V65H189V66H187V65H185V60H184ZM232 54H234V53H232ZM242 54V55H243ZM261 54H263V52L261 53ZM119 55V54H118ZM224 55V56H223ZM61 56V55H60ZM63 56V55H62ZM251 56H253V55H251ZM263 56V55H262ZM261 56V57H262ZM17 57V56H16ZM42 58V65H44L45 66V68H47L48 69V71H50V72H52V71H55V70H53V67L52 68H49L48 66H46V64H49V63H44L43 62V60H45V58H43V56H41ZM65 57H67V55L65 56ZM68 57H70V56H68ZM116 57V56H115ZM58 58V57H57ZM167 58V57H166ZM164 59V61L165 60H167V59ZM210 58V59H209ZM248 58V57H247ZM254 58H256V57H254ZM162 58H160V60H161ZM40 60V59H39ZM38 60V61H39ZM65 60V59H64ZM70 60V59H69ZM118 60H120V57H119V59ZM151 60V58H149V60H148V62ZM181 60H183V61H181ZM254 60V59H253ZM256 60V59H255ZM159 61V60H158ZM163 61V62H164ZM117 62V61H116ZM119 62H121V60L119 61ZM253 62V61H252ZM60 67H62V68H60V69H62V70H59L60 71V73H59V71L58 70H56L57 71V73L55 74V73H53V75H52V73H51V76L54 78L52 81L54 82V83H51V81H48L49 82V84L51 83L52 84V86L54 87V85H55V88L57 87V89H58V91H61L62 89H63V91L65 90L66 92H67V89H65L64 88V86H63V84H64V79H63V77L64 76H62V73L64 74V75H67V73H68V71H69V73H70V70H72V67L73 68H75L73 65L75 64V61H71V62H69L70 64V66H68V62L66 63V62H63L62 60H60ZM64 63H65V65H64ZM98 63V62H97ZM96 63V64H97ZM101 63V62H100ZM134 63V62H133ZM140 64H143V63H141V62H139ZM150 63V62H149ZM149 63H147V64H149ZM241 63H242V61H241ZM249 63V62H248ZM58 64V63H57ZM95 64V63H94ZM122 64H123V62H122ZM164 64V63H163ZM252 64V63H251ZM50 65V64H49ZM160 65H161V63H160ZM159 65V66H160ZM214 65H216V66H218L217 68H218V72H219V70H220V68H219V64L218 63H214ZM224 65L222 66L223 68H224ZM242 65L243 66H245L246 65V61L244 60L243 61V63H242ZM15 66V65H14ZM51 66V65H50ZM53 66V65H52ZM63 66H66V67H63ZM100 66H101V64H100ZM103 66H105V65H103ZM103 66H102V69H103ZM120 66V65H119ZM162 66V65H161ZM160 66V67H161ZM82 67V66H81ZM96 67V66H95ZM95 67H94V69L93 70H95ZM118 67V66H117ZM117 67H115V68H117ZM122 67V66H121ZM120 67V68H121ZM134 66H129V68L131 69V72L133 71V70H135V68H133ZM158 67V66H157ZM157 67H156V69H157ZM163 67H165V66H163ZM14 68V67H13ZM98 68V67H97ZM120 68H118V69H116L117 70V72L119 73V71H120ZM151 68V67H150ZM216 68V69H217ZM54 69H56L55 67H54ZM130 69H127V73L129 74V75H131L130 73ZM249 69V68H248ZM89 70V69H88ZM91 70V69H90ZM215 70V69H214ZM235 70H237V68L235 69ZM1 71V70H0ZM99 71V70H98ZM114 71V70H113ZM123 71V70H122ZM142 71V70H141ZM164 71V70H163ZM181 71H184V72H181ZM240 72L241 71H243V70H239ZM1 72H4V71H1ZM102 72H103V70H102ZM110 72V71H109ZM116 72V73H117ZM143 72V71H142ZM149 72V71H148ZM195 72V73H194ZM217 72V73H218ZM72 73H73V71H72ZM94 73V72H93ZM121 71H120V76H121ZM125 74V75H127L126 76V78L127 77H129V75L128 74ZM133 73H134V71H133ZM150 73V72H149ZM250 73V72H249ZM256 73V72H255ZM3 74V73H2ZM110 74H112L111 72L109 73V75ZM115 74V73H114ZM136 74V73H135ZM198 74V73H197ZM253 74V73H252ZM94 75V74H93ZM124 75V71H123V75L122 76H125ZM177 75H179V74H177ZM201 75V74H200ZM3 76H5V73H4V75H2V77ZM78 76H79V74H78ZM104 76H105V74H104ZM111 76V75H110ZM113 76V75H112ZM112 76L110 77V79L112 78ZM116 76V78H117V76L118 77H120L119 75H115ZM114 76V77H115ZM148 76V75H147ZM168 76V75H167ZM255 76V75H254ZM28 77V76H27ZM45 77V76H44ZM71 77V79L69 80V81H71V83H72V81H73V79H72V76H70ZM130 77H132V76H130ZM129 77V78H130ZM138 77V76H137ZM136 77V78H137ZM176 77V76H175ZM6 78V80H7V77H5ZM19 78V77H18ZM21 78V77H20ZM76 78V77H75ZM83 78V77H82ZM121 78V77H120ZM120 78H118L119 80H120ZM135 78V77H134ZM133 78V79H134ZM145 78V77H144ZM182 78V77H181ZM29 78H27V80H28ZM104 80H108V79H105V78H103ZM114 79V78H113ZM123 79V78H122ZM120 80L121 82L123 81V80ZM132 79V80H133ZM156 79V78H155ZM155 79H154V81H155ZM184 80H185V78H183ZM183 79H182V83H183ZM244 79H247V77H245ZM0 80H1V78H0ZM49 80H50V78H49ZM112 80V79H111ZM127 80V79H126ZM132 80H129L128 79V82H125V84H126V90L128 91V92H130L129 93V95H134V96H141L142 97V95L144 94V93H142V91H140L141 89H140V85H138V83L136 84L135 83V80H134V82L132 81ZM151 80V79H150ZM45 81V80H44ZM105 81V82H106ZM115 81V80H114ZM118 81V80H117ZM148 81H149V78H148ZM171 81V80H170ZM169 81V83H171ZM231 81H233V78H231ZM1 82V81H0ZM47 82V83H48ZM62 82H63V84H62ZM98 82H100V81H98ZM113 82V81H112ZM150 82V81H149ZM110 83H111V81H110ZM120 83V82H119ZM178 83V82H177ZM2 84V83H1ZM0 84V85H1ZM11 84V83H10ZM65 84H66V82H65ZM79 84V83H78ZM116 84H118V83H116ZM121 84V83H120ZM151 85H152V83H150ZM172 84H173V82H172ZM175 84V83H174ZM67 85V84H66ZM74 85V84H73ZM106 86L108 85V83L107 84H105ZM110 85V84H109ZM148 85V84H147ZM168 85H170V84H168ZM176 85H178V84H176ZM3 86V85H2ZM75 86V85H74ZM73 86V87H74ZM173 86H175V85H173ZM213 86V85H212ZM9 87V86H8ZM18 87V86H17ZM117 87V86H116ZM179 87V86H178ZM177 87V88H178ZM59 88H60V90H59ZM112 88V87H111ZM118 88H121L120 86H118ZM124 88V87H123ZM173 88V87H172ZM242 88H244V87H242ZM242 88L240 87H236V92H237V95H241L242 93H243V91L244 90H242ZM3 89H4V87H3ZM114 89V88H113ZM145 89V88H144ZM0 90H2V89H0ZM115 90V89H114ZM156 90V89H155ZM163 90V89H162ZM196 90V91H197ZM210 91H211V89H209ZM242 90V91H241ZM65 91H64V93H65ZM118 91H119V89H118ZM115 92V94L117 93V94H119V92ZM126 91V92H127ZM149 95H150V99L152 98V96H153V98H152V100L153 99H156L155 97H154V93H153V91L152 90H150V88H149ZM152 91V92H151ZM204 91V90H203ZM213 92H215L214 91V88H213V90H212ZM1 92V91H0ZM4 92V91H3ZM3 92H1V94L3 93ZM54 92V91H53ZM145 93H146V91H144ZM216 92H217V90H216ZM122 93V92H121ZM153 94L152 96H151V94ZM179 93V92H178ZM192 93H194V92H192ZM198 93V92H197ZM196 93V94H197ZM201 93V92H200ZM219 93V92H218ZM11 94V93H10ZM54 94V93H53ZM62 94H63V92H62ZM127 94V93H126ZM195 94V95H196ZM202 94H204V93H202ZM123 95V94H122ZM168 95V94H167ZM215 95V94H214ZM55 96H56V94H55ZM64 96V95H63ZM133 96V97H134ZM190 96V95H189ZM206 96V97H205ZM204 97H203V99H202V105H200V107H198V106H196V105H190V109H194V111L195 110H199V111H201V108H202V106L203 105H206V104H208L209 102H210V100H212V99H209L210 97H211V95H209L208 93H207V95H205ZM27 98H28V96H26ZM58 97H61V92H59L58 93ZM120 97H123V96H120ZM126 97H130V96H128V94H127V96ZM126 97H124V98H126ZM0 98H2V97H0ZM64 98V97H63ZM67 98V97H66ZM113 98V97H112ZM132 97H130V99H131ZM146 98V95L144 94V96H143V99H145ZM5 99V98H4ZM60 99V98H59ZM140 99H142V98H140ZM162 99V98H161ZM231 99V98H230ZM9 100V99H8ZM111 100V99H110ZM129 100V99H128ZM132 100V99H131ZM139 100V99H138ZM160 100V99H159ZM226 100V99H225ZM232 100V99H231ZM233 100H234V98H233ZM21 101V100H20ZM114 101H115V99H114ZM161 101V100H160ZM159 101V102H160ZM199 101V100H198ZM236 101V100H235ZM241 101H243V100H239L237 103L240 105V103L239 102H241ZM4 102V101H3ZM18 102V101H17ZM29 102V101H28ZM67 102H70V101H67ZM117 102V101H116ZM120 102L121 101H119V102H117V105H119L120 104ZM136 102H138V101H136ZM148 102V101H147ZM172 102V101H171ZM212 102V101H211ZM210 102V103H211ZM214 102V101H213ZM229 102V101H228ZM2 103V102H1ZM0 103V105L1 106H3L2 104ZM7 103H9L8 101H7ZM19 104H20V102H18ZM90 103V102H89ZM119 103V104H118ZM132 103H134V102H132ZM148 103H150V102H148ZM148 103H146L148 106H150ZM165 103V102H164ZM186 103H188V102H186ZM200 103V102H199ZM205 103V104H204ZM216 103V102H215ZM215 103H212L213 105H215ZM65 104H66V102H65ZM134 104H136V103H134ZM153 104H155V103H153ZM165 104H167V103H165ZM169 104V103H168ZM167 104V105H168ZM189 104V103H188ZM196 104V103H195ZM201 104V103H200ZM212 104L209 106V107H212ZM234 104H236V103H234ZM24 105V104H23ZM29 105V104H28ZM91 105V104H90ZM160 105V104H159ZM247 106H248V104H246ZM0 106V118L3 120H6V117L8 116V119L9 120H11V119H14L13 117H11V114L10 113H13V112H15V110H13L10 106H6V105H4V106H6V107H9L8 109H9V111L10 112H8V111H4L3 109H2V107ZM131 106V105H130ZM145 106V105H144ZM146 107L147 108V112H145V113H147L146 114V116H147V118L149 119V120H152V119H154L155 117H156V114H154L155 112H153V115H152V110L153 111H156L157 110V112H158V118L160 117L161 119H167L168 121H169V123H171V125H173L172 124V122L173 121H175V122H178V120H180V119H178L179 117H176V115L175 114H178V112H175V111H177V109L175 110V111H173V112H171V109H169L168 110V108H154V109H152L151 110V112L149 111V107ZM152 106V105H151ZM157 106H158V104H157ZM237 106V105H236ZM243 106L245 107V108H247L246 106H245V104H243ZM255 106V105H254ZM262 106V105H261ZM260 106V107H261ZM19 107V106H18ZM29 107V106H28ZM56 107V106H55ZM93 107H94V109H95V113H97L98 114V118H100V116H99V113H101L102 111H104L103 109H99V108H97V107H95L94 105H93ZM93 107L91 108L90 107V109L92 110V111H94L93 110ZM104 107H106V106H103V108ZM113 108H114V110H116L117 111V109H115V107L114 106H112ZM120 107H121V105H120ZM135 106L133 105V107L132 108H134ZM227 107V106H226ZM5 108V107H4ZM15 108V107H14ZM24 108V107H23ZM27 108V107H26ZM107 108V107H106ZM136 108H138V107H136ZM136 108H134V109H136ZM151 108V107H150ZM205 108H206V106H205ZM236 108V107H235ZM256 109V111H258V113L259 114H261V112H263V114H261V115H264V108L262 109V111L261 112H259V110L257 109V107H255ZM25 109V108H24ZM105 109V108H104ZM118 109H119V107H118ZM121 109H122V107H121ZM156 109V110H155ZM186 109V108H185ZM213 109V108H212ZM224 109V108H223ZM252 109H254V108H251V110ZM260 109V108H259ZM27 110H29L28 108H27ZM89 110V109H88ZM106 110V109H105ZM113 110V109H112ZM120 110V109H119ZM133 110V109H132ZM141 109H139V111H140ZM187 110V109H186ZM205 110V109H204ZM228 110V109H227ZM233 110L235 111V109L233 108ZM233 110H231V111H233ZM20 111V110H19ZM25 111V110H24ZM30 111V110H29ZM108 111H109V109H108ZM122 111V110H121ZM134 112H136L137 110H133ZM141 111H143V110H141ZM145 111H146V109H145ZM185 111V110H184ZM191 111V110H190ZM193 111V110H192ZM210 111L211 110H209V111H207L205 114H204V116H202L201 118H203V119H201V120H205V119H207V118H209L210 116H211V114H210ZM225 111V110H224ZM255 111V112H256ZM90 112V111H89ZM99 112V113H98ZM105 112V111H104ZM134 112H133V114H134ZM138 112V111H137ZM161 112V113H160ZM189 112V111H188ZM188 112H186V113H188ZM214 112V111H213ZM246 112V111H245ZM254 112V111H253ZM20 113V112H19ZM25 113H27L26 114V116L28 115V112L26 111ZM30 114H31V112H29ZM88 113V112H87ZM95 113H94V115H95ZM103 113V112H102ZM101 113V114H102ZM120 113H122V112H120ZM124 113V112H123ZM128 113V112H127ZM138 113H140V112H138ZM138 113H136L137 115H138ZM194 113H196V112H194ZM222 113V112H221ZM247 113H249V112H247ZM10 114V115H9ZM22 114V113H21ZM89 114V113H88ZM92 114V113H91ZM114 114H116V115H118L117 113H115V111H114ZM227 114H229L228 112H224V114L222 115L223 116V118L222 119H220V118H218L217 119V121H216V124H215V132L216 131H220V130H223L222 128H221V126L224 124V121H225V118H227L226 117V115ZM259 114H254V115H246L247 116V121L248 120H250V123H256V121L254 122V121H252L256 116H258ZM23 115V114H22ZM25 115V114H24ZM23 115V116H24ZM123 115V114H122ZM125 115V114H124ZM174 115H175V117H174ZM185 115V114H184ZM189 115V114H188ZM201 115V114H200ZM237 115V114H236ZM126 116V115H125ZM142 116H145V115H142ZM146 116H145V118H146ZM178 116V115H177ZM16 117V116H15ZM102 117V116H101ZM105 117H106V115H105ZM118 117V116H117ZM133 117V116H132ZM131 117V118H132ZM136 117V116H135ZM138 117H139V115H138ZM137 117V118H138ZM141 117V116H140ZM198 117V116H197ZM212 117H214V116H211L209 119H207V121H212L213 119H211ZM17 118V117H16ZM26 118H28L29 120H30V118L31 117H26ZM89 118V117H88ZM91 118H93V117H91ZM90 118V119H91ZM97 117H96V121H98V120H101V119H98ZM112 118V117H111ZM128 118V117H127ZM130 118V119H131ZM142 118H144V117H142ZM146 118V119H147ZM158 118L156 119L155 118V120H158ZM240 118H241V116H240ZM103 119V118H102ZM121 119H122V117L120 118V119H118V121H119V124L121 123ZM126 119V118H125ZM124 119V120H125ZM133 119V118H132ZM135 119V118H134ZM186 119V118H185ZM244 119V118H243ZM17 120V119H16ZM92 120V119H91ZM90 120V121H91ZM104 120V119H103ZM107 120H109V118L108 119H106V121ZM112 120V119H111ZM111 120H109L110 122H112ZM128 120V119H127ZM142 119L140 118V120L139 121H141ZM145 120V119H144ZM160 120V119H159ZM182 120V119H181ZM216 120V119H215ZM221 120H222V122H221ZM227 120V119H226ZM235 120V119H234ZM14 121H15V119H14ZM20 121V120H19ZM26 121V120H25ZM116 121V120H115ZM132 121V120H131ZM138 121V120H137ZM154 121V120H153ZM161 121V120H160ZM246 121V122H247ZM15 122H17V121H15ZM40 122V121H39ZM92 122V121H91ZM90 122V123H91ZM94 122V121H93ZM99 122V121H98ZM98 122H96V123H98ZM126 122H128V121H126ZM152 122V121H151ZM165 122V121H164ZM206 122V121H205ZM215 122V121H214ZM213 121H212V123H211V125L214 123ZM219 122H221V123H219ZM240 122V121H239ZM238 122V123H239ZM242 122H243V120H242ZM258 122V121H257ZM30 123V122H29ZM95 123V122H94ZM124 122L122 121V123L121 124H123ZM129 123V122H128ZM141 123H142V121H141ZM153 123V122H152ZM202 123V122H201ZM200 123V124H201ZM210 123V122H209ZM20 124H21V122H20ZM26 124V123H25ZM34 124H36V123H34ZM114 124V123H113ZM125 124V123H124ZM130 124V123H129ZM133 124V123H132ZM139 124V123H138ZM143 124V123H142ZM157 124H159V123H155V125L156 126H158ZM195 124H197V123H195ZM194 124V125H195ZM204 124V123H203ZM203 124H202V126H203ZM206 124V123H205ZM229 124V123H228ZM251 124V125H252ZM6 125V124H5ZM8 125H9V123H8ZM22 125V124H21ZM32 125V124H31ZM109 125V124H108ZM134 125V124H133ZM133 125H130V126H128V128L129 127H133ZM141 125V124H140ZM154 125V124H153ZM198 125H199V123H198ZM208 125V124H207ZM210 125V126H211ZM246 125H247V127H249L250 125H249V121L245 124V126L244 127H246ZM258 128H257V130L255 129V128H253L254 129V131H253V129H251L253 132H251V131H248L247 132V134H245V135H249L248 137H246L245 135H241L242 137H245V138H248V140H247V142H245V143H247L245 146H243L242 148H241V151H239L238 153L236 152V154H235V156L232 158V160H231V162H230V164L228 163V165H230V167L232 166V167H234L236 164H237V162H238V160H240V158H239V155H243V153L245 154V152H250V150H252V154H253V150H255V148H259V146H261V144L260 143H264V141H260V143H256L255 141L257 140L258 141V139L260 140V138H262L263 136H264V116H263V118L262 119H260L259 120V122H258ZM11 126V125H10ZM20 126V125H19ZM104 126V125H103ZM112 126V125H111ZM115 126V125H114ZM138 126V125H137ZM146 126V125H145ZM159 126L161 127L162 125H161V122H160V124H159ZM158 126V127H159ZM170 125H168V127H169ZM174 126V125H173ZM181 126H183L184 127V125H181ZM188 126V125H187ZM201 126V125H200ZM199 126V127H200ZM201 126V127H202ZM209 126V127H210ZM237 126H240V125H237ZM23 127V126H22ZM25 127V126H24ZM38 127V126H37ZM115 127H117V126H115ZM165 127H167V126H165ZM164 127V128H165ZM178 127V126H177ZM241 127V126H240ZM244 127H241V129L242 128H244ZM246 127V129H248ZM8 128V127H7ZM17 128V127H16ZM100 128H101V126H100ZM120 128V127H119ZM123 128V127H122ZM146 128H148V125H147V127ZM163 128V129H164ZM173 128V127H172ZM172 128H171V130H172ZM179 128V127H178ZM216 128H217V130H216ZM226 128V127H225ZM230 128H232L231 130H236L238 127H236V125H234V124H232V127H230ZM229 128V129H230ZM4 129V128H3ZM20 129H22V128H20ZM102 129V128H101ZM107 129V128H106ZM125 129V128H124ZM135 129H136V127H135ZM155 130H156V127L154 128ZM167 129V128H166ZM180 129H181V127H180ZM228 128H227V130L226 129H224V130H226V132H228V131H230ZM8 130V129H7ZM13 129H11V131H12ZM25 130H26V128H25ZM37 130H39V129H36V126H35V131H37ZM99 130V129H98ZM119 130V129H118ZM122 129H120V131H121ZM128 131L129 130H132V134L134 133V131H133V129H127ZM157 130H158V128H157ZM198 130H199V128H198ZM223 130V131H224ZM256 130V131H255ZM92 131V130H91ZM105 131H108V130H104V131H102V133L100 132L99 134H98V136L100 137V135L101 134H104V136H105V139H103V138H99L100 139V141H101V147L104 149V150H106L109 146H108V141H107V137L108 136H110V134H112V132L111 133H107V134H105ZM110 131V130H109ZM111 131H113V130H111ZM119 131V132H120ZM123 131V130H122ZM121 131V132H122ZM126 131V130H125ZM124 131V132H125ZM141 131H143V130H141ZM148 131V130H147ZM168 131H169V129H168ZM167 131V136H169V132ZM178 131V130H177ZM192 131V130H191ZM212 131V130H211ZM13 132H15V131H13ZM40 132V131H39ZM39 132H38V134H39ZM99 132V131H98ZM127 132V131H126ZM131 131H129V133H130ZM176 132V131H175ZM182 132V131H181ZM214 132V131H213ZM225 132V133H226ZM232 132V131H231ZM236 132V131H235ZM3 133V132H2ZM37 133V132H36ZM144 133V131L142 132V134ZM157 133V132H156ZM183 133V132H182ZM182 133H179V134H182ZM6 134V133H5ZM24 134V133H23ZM31 134H33L32 132H31ZM42 134V133H41ZM44 134V133H43ZM126 134H128V133H126ZM131 134V135H132ZM146 134V133H145ZM158 134V133H157ZM171 134V133H170ZM208 134V133H207ZM216 135H217V133H215ZM214 134V135H215ZM231 134V133H230ZM234 134H236V133H234ZM239 134V133H238ZM34 135V134H33ZM83 136H84V134H82ZM128 135H130V134H128ZM156 135V134H155ZM214 135H210L211 137L209 138V140L211 141L209 144H207L206 143V146H209L208 148L206 147V149H204V153H205V151H209V152H212L213 150H212V146H211V143H212V141H214L215 140V142H216V140H217V138L219 137V136H217L216 137V135L214 136ZM3 137H4V135H2ZM30 136V135H29ZM32 136V135H31ZM30 136V137H31ZM39 136H41V135H39ZM92 136V135H91ZM95 136V135H94ZM121 136V135H120ZM127 136V135H126ZM134 136V135H133ZM138 136V135H137ZM145 135H143V137H144ZM147 136H148V133H147ZM146 136V137H147ZM181 136V135H180ZM230 136H232V135H230ZM229 136V137H230ZM19 137L20 136H16V139L18 140V142H19ZM26 137V136H25ZM28 137V136H27ZM90 137V136H89ZM88 137V138H89ZM141 137V136H140ZM176 137V136H175ZM206 137H209V136H207L206 135ZM216 137V138H215ZM228 137V138H229ZM32 138V137H31ZM77 138H78V136H77ZM80 138V137H79ZM87 138V137H86ZM86 138H85V140H86ZM111 138V141H112V151H113V156H114V154L115 153H118L119 154V152L120 151H123L125 148H128V146L126 147V143L128 142H126V140L125 141H123V142H120L117 138H116V136H111L110 137ZM109 137H108V139H110ZM148 138H150V137H148ZM152 138V137H151ZM155 138V137H154ZM174 138V137H173ZM241 138V137H240ZM2 139V138H1ZM40 139H41V137H40ZM122 139H123V137H122ZM126 139H128L129 140V138H126ZM167 139V138H166ZM166 139H165V141H166ZM171 139V138H170ZM189 139V138H188ZM187 139V140H188ZM34 140H36V139H34ZM65 140H66V138H65ZM73 140V139H72ZM72 140H69L68 139V141L66 140V143L68 144V145H70V146H73V144H72ZM75 140V139H74ZM94 140V139H93ZM132 140H134V139H132ZM131 140V141H132ZM164 140V139H163ZM185 140V139H184ZM184 140H180L181 142L182 141H184ZM245 140V139H244ZM264 140V139H263ZM2 141V140H1ZM5 141V140H4ZM28 141H30V140H28ZM27 141V142H28ZM38 140H36V142H37ZM52 141H53V139H52ZM159 141H160V139H159ZM169 141V140H168ZM174 141V140H173ZM255 142V143H251V142ZM36 142H34V143H36ZM79 142H82V141H79ZM135 142V141H134ZM138 142V141H137ZM143 142V141H142ZM161 142V141H160ZM175 143H176V141H174ZM173 142V143H174ZM208 142V141H207ZM5 143H6V141H5ZM23 143V142H22ZM25 140H24V144L23 145H25ZM29 143V142H28ZM83 143V142H82ZM89 143V142H88ZM91 143V142H90ZM140 143H141V141H140ZM139 142H138V144H140ZM167 143H169V142H167ZM172 143V142H171ZM170 143V145L172 146V144ZM184 143H186V141L184 142ZM233 143V142H232ZM235 143V142H234ZM8 144V146H9V143H7ZM30 144L31 143H29V146H30ZM37 144V143H36ZM96 144V143H95ZM98 144V143H97ZM147 144H149V143H147ZM182 144V143H181ZM217 143H215V145H216ZM2 145V144H1ZM77 145H79V146H81L80 145V143L79 144H77ZM83 145V144H82ZM129 145H131V142L129 143ZM141 145H142V143H141ZM150 145V144H149ZM148 145V146H149ZM151 147H153L154 148V150H155V152H157V154L159 155L160 154V147H154V144L153 143H151ZM156 145V144H155ZM159 145V144H158ZM165 145H166V143H165ZM177 145V144H176ZM190 145V144H189ZM189 145H187V146H189ZM26 146H27V143H26ZM92 146V145H91ZM94 146V145H93ZM167 146V145H166ZM178 146L180 147V145L178 144ZM187 146H185V149H186V147ZM60 147V146H59ZM74 147V146H73ZM76 147V146H75ZM131 147V146H130ZM150 147V146H149ZM149 147H148V149H149ZM163 147V146H162ZM10 148V147H9ZM31 148V147H30ZM33 148H34V146H33ZM47 148V147H46ZM173 147H171V149H172ZM175 148H176V150H175ZM175 148H173L175 151H178L177 150V146L175 147ZM182 148H183V145H182ZM227 148V147H226ZM256 149L255 150V152L256 153H258V151L259 150H261V148L260 149ZM263 148H264V146H263ZM61 149V148H60ZM66 149V148H65ZM80 149V148H79ZM82 149V148H81ZM166 149H168V147H166ZM171 149H170V151H171ZM197 149V148H196ZM10 150H12V147H11V149ZM13 150H15L14 148H13ZM57 150V149H56ZM153 150V149H152ZM151 150V151H152ZM164 150H165V148H164ZM169 150V149H168ZM167 150V154H168V151ZM181 150V149H180ZM187 150V149H186ZM193 150V149H192ZM188 151V152H190V153H192L190 156L188 155V160H186V162L185 163H183V165L181 164V169H182V171H181V173L180 174H183L184 176L183 177H185L186 179H188L189 181H194V182H196V180L198 179L199 181H200V177H198V178H195L196 176H197V171H198V167H199V165H197V164H190V162H194L192 159H190L191 157H193V158H195L194 157V151ZM227 150V149H226ZM42 151H43V149H42V147H39L38 146V148H37V156H38V159H37V162H38V165H37V170H39V169H41L40 171L41 172H43V170L46 168V166H47V163H48V161H47V163L46 164H43L44 163V159H46L45 157H44V155L42 154ZM60 151V150H59ZM58 151V152H59ZM62 151V150H61ZM66 151V150H65ZM129 151V150H128ZM148 151V150H147ZM183 151V150H182ZM17 152V151H16ZM166 152V151H165ZM173 152V151H172ZM171 152V154H173ZM13 153H14V151H13ZM47 153H50V152H47ZM62 153V152H61ZM60 153V154H61ZM66 153V152H65ZM68 153V152H67ZM153 153H154V151H153ZM182 153V152H181ZM186 153V152H185ZM208 153V152H207ZM59 154V155H60ZM117 154V155H118ZM123 155H125L124 153H122ZM150 154V153H149ZM177 154L179 155L180 153H178L177 152ZM177 154H175V155H177ZM182 154H184V152L182 153ZM187 154V153H186ZM234 154V153H233ZM232 154V155H233ZM17 155V153L15 154V156ZM46 155V154H45ZM62 155V154H61ZM68 155V154H67ZM169 155H170V153H169ZM168 155V156H169ZM174 155V154H173ZM177 155V156H178ZM216 155H218V154H216ZM251 155V154H250ZM255 155V154H254ZM103 156H106V155H103ZM126 156V155H125ZM151 156V155H150ZM155 156V155H154ZM153 156V157H154ZM167 156V157H168ZM183 156V155H182ZM206 156H209V154H206V155H204V157H206ZM246 156V155H245ZM247 156H249V155H247ZM261 156V157H260ZM260 156H258L259 158H261V159H259V161L258 162H260L259 164L261 165V168H257V167H255L256 169H261L262 171H260V173H258L257 174V176L255 177V178H252L251 177V179H250V181L251 180H253V181H251V183L249 182L248 184L246 183V186L244 187V188H242V186L240 187L241 189H240V191L241 192H236V193H234L233 195H238V196H232V197H229V198H226L225 200H226V207H221L220 206V204H217V206H215L214 207V209H212L213 207H212V205H209L208 203L210 202V200L208 201V199H207V201H205V199H206V197L203 199V197L202 198H200L198 201H200L201 203L200 204H198V203H196L195 201H193V202H195V205H194V203L192 204V207L190 206H188L189 208H187L186 207V209L185 210H183V211H180V210H178V209H175L174 207H173V204L176 202V200H179V198L178 199H176L175 200V202L174 203H168L167 205H166V207H165V204L164 203H166V202H168V201H166L165 202V196L167 195H169V191H168V187H166V185L168 186V184L166 183H164V182H162V180H159V183L161 184V185H163V184H165V185H163V186H159V184H158V186L159 187H161L162 188V191H163V197H162V200H161V195H158L157 196V204H153V207H151V211L150 212H152L153 214L156 212V215H158V218H157V221H156V225H155V227L150 231V233L146 236L147 238H145L146 240L144 241V242H142V243H135L136 245H138V246H136L135 244H132V235H133V232L131 233L129 230H128V237L127 236H125L124 234H122V236L125 238V241H122L123 242V244H118V245H115V242L118 240V238H121L120 237V233H117L116 231H114V229H116V228H121V225H119V224H121V219H120V216L119 215H121V214H109L108 212L109 211H107L104 207H105V205L104 204H102V202H101V200H99L98 198V200L96 201L95 199V201H96V203L95 202H93L92 203V205H93V207L94 208H97V211H96V213H97V216H98V218L97 219H95V218H92V221H91V219L89 218V219H85V218H82V219H85V220H75V222L73 223V215H71L70 214V212H68V208L66 207V206H63V207H60V205L59 204H57V205H59V207L60 208H64L65 210H66V215H69L70 217H71V219H72V223L75 225V228H76V230H77V232L79 233V235H80V239H82V243H83V247H81L80 245H79V238L76 240V242H74V244L73 245H78V247H77V249H79V251H77L76 250V248H74V246H72L71 245V243H70V246H69V248L71 249V250H73V249H75L74 251L76 252L77 251V253H82V251L83 250H86L87 248L90 250V249H92V248H95V252H96V254H98L97 256L98 257H100V258H102L103 260H106L107 259V256L109 255L108 253H106L105 254V252H106V248L104 249V251H102V250H97V246H99L100 244L101 245H103L104 247L105 246H108V250H110L114 255H115V258L113 259V260H115V259H118L117 261H115V263L114 264H166L165 263V261L166 260H169V258H171L172 257V255L174 256V254H176L177 253V256H178V253H183L182 255H183V258H180L179 260L177 259L176 260V262L174 261V262H172V260H171V262H172V264H195L194 262H193V260L191 259V258H202V257H210V258H208L209 260H212V258H214L216 261L218 260V259H220V260H227V262H230V263H233V264H264V230L262 229V226L261 225H263V221H264V166L262 167V165L264 164V160L262 159V154L260 155ZM55 157V156H54ZM56 157H59L58 155L56 156ZM66 157V156H65ZM65 157H63V158H65ZM145 157H146V155H145ZM197 157H201V153H200V151H199V153H196V158ZM203 157V158H204ZM211 157H212V155H211ZM214 157H216V156H214ZM17 158L19 159L20 158V156L18 157L17 156ZM127 158V157H126ZM209 158V157H208ZM219 157H217V159H218ZM248 158V157H247ZM17 159V160H18ZM21 159V158H20ZM49 159V158H48ZM61 159V158H60ZM65 159H67V158H65ZM104 159H106V158H104ZM121 160V157H115V161H113V159H111L112 160V162L114 163V162H118V160ZM122 159H125V158H123L122 157ZM128 159V158H127ZM147 159H149V158H147ZM153 159V158H152ZM154 159H155V157H154ZM161 159V158H160ZM175 159V158H174ZM234 159V160H233ZM2 160V159H1ZM13 160V162L14 161H16L15 160V158L14 159H12ZM54 160H56V159H54ZM64 160V159H63ZM69 160V159H68ZM126 160V159H125ZM134 160V159H133ZM164 160V159H163ZM173 159H170L169 160V162H171ZM192 160V161H191ZM197 160V159H196ZM198 160H200V159H198ZM244 160H246V159H242V161L241 162H243ZM19 161V160H18ZM49 161H51V159L49 160ZM57 161V160H56ZM55 161V162H56ZM62 161V160H61ZM61 161H59V162H61ZM124 161V160H123ZM156 161V160H155ZM167 161V160H166ZM255 161H257L256 159H255ZM2 162V161H1ZM7 163H5L6 165H8V166H10V163L8 162V161H6ZM20 162V161H19ZM27 162V161H26ZM110 162V161H109ZM111 162V163H112ZM127 162V161H126ZM154 162V161H153ZM177 162H178V160H177ZM202 161H200V163H201ZM21 163V162H20ZM19 163V164H20ZM28 163V162H27ZM51 163V162H50ZM53 163H54V161H53ZM112 163V164H113ZM119 163V162H118ZM167 163V162H166ZM2 164V163H1ZM4 164V163H3ZM4 164V166L6 167V168H9V167H7L6 165ZM15 164H16V162H15ZM64 164H65V166L67 165V161H65L64 162ZM63 164V165H64ZM152 164V163H151ZM173 163H171V165H172ZM176 164V163H175ZM187 164H190V166L189 165H187ZM212 164V163H211ZM254 164V163H253ZM258 163H256V165H257ZM60 165V164H59ZM147 165V164H146ZM155 165H156V163H155ZM154 165V166H155ZM169 165V164H168ZM174 165V164H173ZM186 165V166H185ZM255 165V166H256ZM260 165H258V166H260ZM12 166V165H11ZM10 166V167H11ZM30 166V165H29ZM150 166H153V165H150ZM178 166V165H177ZM203 168L201 167V169L202 170H205V169H210V170H212V168H211V166H210V163H207V161H205V163L203 162ZM206 166H207V168H206ZM253 166V168H254V165H252ZM55 167V166H54ZM59 167H61V166H59ZM67 167H69V165L67 166ZM157 167V166H156ZM213 167V166H212ZM237 167V166H236ZM12 168V167H11ZM65 168V167H64ZM154 168V167H153ZM163 168H165V167H163ZM176 168V167H175ZM179 167H177V169H178ZM238 169H236V173H234V174H239V173H241L242 172V169L240 168V165L237 167ZM165 169H167V168H165ZM226 169V168H225ZM243 169H244V167H243ZM154 170H155V168H154ZM175 170V169H174ZM173 170V171H174ZM255 170V169H254ZM254 170H250L251 172L252 171H254ZM156 171H158V170H156ZM155 171V172H156ZM177 171V170H176ZM4 172V171H3ZM90 172V171H89ZM164 172V171H163ZM177 172H179V170L177 171ZM224 172V171H223ZM244 172V171H243ZM242 172V173H243ZM160 173V172H159ZM164 173H167V172H164ZM207 173V172H206ZM220 173V172H219ZM175 174V173H174ZM177 174V173H176ZM202 174V173H201ZM254 174H255V172H254ZM160 175V174H159ZM169 175H170V172H169ZM178 175V174H177ZM236 175H234V177L236 176ZM246 175V174H245ZM29 176V175H28ZM30 176H32V175H30ZM166 176H167V174H166ZM179 176V175H178ZM88 177V176H87ZM175 177H177V176H175ZM165 178V177H164ZM61 179H62V177H61V175H58V177H57V183H59L60 181H61ZM88 179V178H87ZM166 179V178H165ZM164 179V180H165ZM179 180H181L180 178H178ZM184 179V178H183ZM182 179V180H183ZM32 180H33V178H32ZM134 180V179H133ZM178 180V181H179ZM185 180V179H184ZM243 180H245V179H243ZM249 180V179H248ZM7 181V180H6ZM88 181V180H87ZM167 181V180H166ZM186 181V180H185ZM185 181H183V182H185ZM247 181V180H246ZM8 182V181H7ZM90 182V181H89ZM120 182H121V180H120ZM128 182V181H127ZM181 182V181H180ZM183 182H181V183H183ZM211 182V181H210ZM15 183V182H14ZM30 183V182H29ZM34 183V182H33ZM158 183V182H157ZM187 183V182H186ZM185 183V184H186ZM236 183V182H235ZM245 183V182H244ZM90 184V183H89ZM118 184H120V183H118ZM179 184V183H178ZM184 184V183H183ZM216 184V183H215ZM50 185V184H49ZM177 185V184H176ZM220 185V184H219ZM233 185V184H232ZM239 185H241V184H239ZM52 186V185H51ZM91 186V185H90ZM188 186H190V185H188ZM193 186V185H192ZM208 186H209V184H208ZM207 186V187H208ZM92 187V186H91ZM197 187V186H196ZM217 187V186H216ZM165 188H167V190H165ZM187 188V187H186ZM189 188V187H188ZM194 188V187H193ZM201 189H202V187H200ZM35 189V188H34ZM195 189V188H194ZM193 189V190H194ZM214 189V188H213ZM220 189H222V188H220ZM225 189V188H224ZM249 189H251V191L249 190ZM1 190V189H0ZM59 190L60 189H58V192H59ZM94 190V189H93ZM192 189H190V191H191ZM217 190V189H216ZM35 191V190H34ZM183 191H184V189H183ZM203 191V190H202ZM235 191V190H234ZM3 192V191H2ZM175 192V191H174ZM203 192H205V191H203ZM211 192V191H210ZM221 192H222V190H221ZM124 193V192H123ZM171 193H173V192H171ZM176 193V192H175ZM197 193V192H196ZM200 193H202V192H200ZM208 193V192H207ZM60 194V193H59ZM78 194V193H77ZM121 194H122V192H121ZM126 194V193H125ZM128 194V193H127ZM126 194V195H127ZM217 194V193H216ZM225 194V193H224ZM232 194V193H231ZM247 194H250V195H247ZM0 195H4V194H2L1 192H0ZM6 195V194H5ZM102 195H103V193H102ZM165 195V196H164ZM210 195H212V194H209V197H210ZM213 195H215V193H213ZM9 196V195H8ZM16 196V195H15ZM29 196H31V195H29ZM92 196V195H91ZM95 196V195H94ZM99 196V195H98ZM154 196V195H153ZM170 196V195H169ZM172 196H173V194H172ZM228 196H231L230 195V193H229V195ZM89 198L88 199H90L91 201L93 200L90 196H88ZM100 197H102V196H100ZM120 195H119V193H118V196L116 197L118 200H120ZM174 197V196H173ZM178 197V196H177ZM213 197V196H212ZM67 198V196H65L63 199H66ZM123 199L125 198V196L124 197H122ZM169 198V197H168ZM176 198V197H175ZM7 199H8V197H7ZM11 199V198H10ZM40 199H42L43 201H45L44 200V197H43V195H41L40 196ZM126 199H128V198H126ZM181 199V198H180ZM210 199H211V197H210ZM38 200V199H37ZM104 200V199H103ZM125 200V199H124ZM121 201V203H120V206L122 207V205L121 204H123V207H125V201ZM130 200V203H131V199H129ZM183 200V199H182ZM20 201V200H19ZM36 200H34L33 202H35ZM162 201V202H161ZM213 201V200H212ZM215 201V200H214ZM228 201V202H227ZM28 202V201H27ZM32 202V201H31ZM66 202H67V205L72 209L73 208V202H74V197H72V195H69L68 196V199H66ZM127 202H129L128 200H127ZM183 202H184V200H183ZM220 202V201H219ZM25 203H26V200H25ZM99 203V204H98ZM215 203V202H214ZM31 204V203H30ZM33 204V203H32ZM31 204V205H32ZM89 204H91V203H89ZM109 205H110V203H108ZM108 204H106V206L108 205ZM178 204V203H177ZM36 205V206H35ZM35 205H33V207L35 206V209H36V207H37V203H35ZM108 205V206H109ZM115 205V204H114ZM185 205V204H184ZM184 205H182L181 207L184 209ZM56 206V205H55ZM127 206V205H126ZM22 207H23V205H22ZM32 206H30V208H31ZM59 207H56L57 208V211L59 212L60 211V208ZM175 209H173V208ZM28 208H29V204H28ZM55 208V207H54ZM54 208H53V205H52V213H53V217H54V225H55V230L57 231L56 233H59L60 232V229L62 228L61 227V225H60V222H59V220H60V218H56V216H54L55 214V212H54ZM108 208V207H107ZM176 208H177V206H176ZM25 209H26V207H25ZM63 209V210H64ZM112 209V208H111ZM113 210V209H112ZM131 210V209H130ZM187 210V211H186ZM205 210V211H204ZM36 211V210H35ZM114 211V210H113ZM123 211H126V209H123ZM204 211V212H203ZM34 211H32V213H33ZM61 212V211H60ZM173 212H175L176 214V216H171V217H173L175 220V223L173 224L172 222H168L166 219L167 218H169L170 217V213L172 214ZM36 213V212H35ZM114 213H116L115 211H114ZM139 213V212H138ZM243 213H247V215L249 216L246 220H245V224H242V225H239V224H241V223H237V221H236V219L239 217V216H241ZM132 213H129V217H130V215H131ZM166 214H167V216L168 217H166ZM174 214V213H173ZM220 215V216H219ZM31 216H33V215H31ZM65 216V215H64ZM122 216V215H121ZM263 216V220L261 219V217ZM28 217H29V215H28ZM80 217V216H79ZM170 217V218H171ZM31 218V217H30ZM145 218V217H144ZM169 218V219H170ZM173 218H171L172 219V221H173ZM257 218H259L258 220H257ZM28 219V218H27ZM26 219V220H27ZM33 219V218H32ZM71 219H69L70 221H71ZM77 219H79V218H77ZM101 220V222H102V224H103V227H104V229L103 230H107L108 232L105 234V238L104 237H102V236H104L103 234L101 235V237L100 236H98L99 234V232L101 233V231H102V229H101V227H100V225H99V220ZM26 220H25V223H26ZM29 220V219H28ZM27 220V221H28ZM145 220V219H144ZM31 221V220H30ZM55 221L57 222V224H59V225H57L56 226V224H55ZM124 221V220H123ZM236 221V222H235ZM43 222H44V220H43ZM128 224H131L132 223V221L131 220H129L128 219ZM25 223L23 224V228L25 227L26 228V226H25ZM45 223V222H44ZM146 223V222H145ZM178 225H177V224ZM176 224V225H175ZM180 224V225H179ZM27 225V224H26ZM126 225H127V222H126V224H124V228H127L126 227ZM143 225H144V223H143ZM70 226V225H69ZM102 226V225H101ZM131 226V225H130ZM130 226H128V228H130ZM210 226V228L209 229H207L208 227ZM228 226H233V227H231L230 228V230L229 229H224L225 227H228ZM4 227V226H3ZM2 227V228H3ZM45 227V226H44ZM43 227V228H44ZM123 227V226H122ZM66 228V227H65ZM70 228V227H69ZM67 229V228H66ZM66 229H64V231L66 230ZM33 230V229H32ZM31 230V231H32ZM44 230L45 231H47V229L46 228H44ZM62 230V229H61ZM41 231V230H40ZM49 231V230H48ZM36 232H38V231H36ZM42 232H44L43 230H42ZM50 232V234H51V231H49ZM49 232H46V233H49ZM103 232V231H102ZM105 232V231H104ZM123 232V231H122ZM32 233V232H31ZM36 234V233H35ZM34 233H33V235H34V237H36V235H35ZM60 234V233H59ZM71 235L70 236H72L73 237V240L72 241H74V237H75V235H74V233H73V230H72V232L70 233ZM126 234V235H127ZM52 235V234H51ZM50 235V236H51ZM61 235V234H60ZM112 235V236H111ZM209 235H213L211 238H209L210 240H208L207 241V243L204 245V244H202V245H199V243L201 244V241L202 240H204V239H207V237L209 236ZM37 236H39V235H37ZM188 236H190V239H189V242H188V240H187V238H188ZM41 237H44V235L43 236H41ZM116 239V241H113L114 240V238ZM118 237V238H117ZM45 238V237H44ZM77 238V237H76ZM53 239V238H52ZM51 239V240H52ZM48 240V239H47ZM49 240H50V238H49ZM50 240V241H51ZM84 240V241H83ZM122 240V239H121ZM258 240H260L259 242H257ZM140 241V240H139ZM143 241V240H142ZM55 242V241H54ZM119 242V241H118ZM117 242V243H118ZM257 242V243H256ZM53 243V242H52ZM125 245V246H124ZM194 245V246H193ZM197 245H199L198 247H196L195 249H194V251H192L191 250V246L192 247H195V246H197ZM55 247V246H54ZM190 251H192L191 252V254H188ZM94 254V253H93ZM59 255V254H58ZM180 255V254H179ZM187 255L188 256H190L191 258H190V260H188V259H186V258H184V257H187ZM62 256V255H61ZM64 256V255H63ZM75 256H76V254H75ZM96 256V257H97ZM54 257V256H53ZM61 258V257H60ZM173 258V257H172ZM24 259V258H23ZM49 259V258H48ZM62 259V258H61ZM64 259V258H63ZM77 259V258H76ZM207 259V260H208ZM51 260V259H50ZM96 260V259H95ZM99 261V260H98ZM58 262V261H57ZM96 262V261H95ZM170 262V263H171ZM218 262V261H217ZM53 263V262H52ZM62 263V262H61ZM51 264V263H50ZM95 264H98V262H96ZM110 264V263H109ZM210 264H215L214 263V261H210Z\"/></svg>",
  "mask_w": 264,
  "mask_h": 264
},
{
  "label": "crops",
  "instance_id": "crops-1",
  "mask_svg": "<svg viewBox=\"0 0 264 264\" xmlns=\"http://www.w3.org/2000/svg\"><path fill=\"white\" fill-rule=\"evenodd\" d=\"M60 246L62 247V250L59 251V249H58V250H53L52 251V255L54 256L53 257V261L56 259V257L61 256V255H62L61 256L62 259L61 258H58V260H60V261H67V262H69V261H73L74 259H76V257H75V251H74L75 249L71 250L69 248V246H70V242L69 241L61 240L60 241Z\"/></svg>",
  "mask_w": 264,
  "mask_h": 264
}]
</instances>
